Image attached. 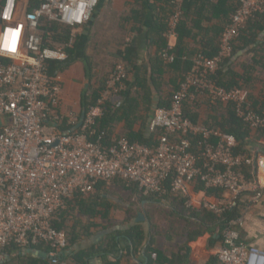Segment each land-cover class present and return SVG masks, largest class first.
Returning <instances> with one entry per match:
<instances>
[{
	"label": "built area",
	"instance_id": "1",
	"mask_svg": "<svg viewBox=\"0 0 264 264\" xmlns=\"http://www.w3.org/2000/svg\"><path fill=\"white\" fill-rule=\"evenodd\" d=\"M185 0H172L168 20V47L161 53L166 65L176 60L172 53ZM101 0H44L30 10V2L4 0L0 7V264L11 246L22 249L47 248L50 264L64 261L69 239L57 230L55 219L67 211L79 194L91 195L100 184L120 179L136 184L141 192L165 194L167 190L187 197V185L202 182L208 190L229 196L219 203L205 202L203 208L222 215L234 209L243 196L250 205L264 200L263 166L253 158L235 154L234 135L193 121L184 111L185 102L206 98L212 104H232L238 118L253 132L264 130V112L246 108L248 92L227 89L214 78L232 57L233 44L250 19L264 13V0H241L232 23L225 29L220 52L214 58L198 54L193 67L180 82L169 107H157L149 129L158 133L157 146L122 138L106 147L95 130L105 117L108 103H120L127 90L128 68L115 64L96 105L83 113H64L61 72L49 74L50 62L66 63L67 50L76 41L50 47L41 34L44 20L70 28L87 26ZM50 34V40H52ZM13 39L15 41L13 50ZM131 40H127L126 45ZM67 118L71 132L58 125ZM82 121L81 127L77 128ZM198 137L199 152L191 150ZM255 166L257 178L248 180L244 167ZM168 184V186H167ZM243 218L230 222L223 232L219 264H264V250L242 240ZM155 257V256H154Z\"/></svg>",
	"mask_w": 264,
	"mask_h": 264
},
{
	"label": "trees",
	"instance_id": "2",
	"mask_svg": "<svg viewBox=\"0 0 264 264\" xmlns=\"http://www.w3.org/2000/svg\"><path fill=\"white\" fill-rule=\"evenodd\" d=\"M134 1L138 7L131 9L124 20L125 23L132 22L135 30L141 33L140 27L136 26H141L146 9L143 3L144 0ZM150 1L153 3L150 4ZM240 1L185 0L182 7L183 16L177 28V43L172 51L176 60L173 64L166 65L161 58V53L168 47L165 33H167L168 20L173 11L172 0H147L146 7L153 15V22L147 30V42L148 45L156 48L157 54L151 58L149 66H142V69L134 79H130L128 76V79L125 80L127 90L122 93L120 103H108L105 106L106 115L98 122L95 130L100 136L104 137L106 147L112 146L122 138L129 142H140L149 146L158 145V133H148L146 131L148 128L146 122L149 120L150 112L157 107L170 106L173 94L179 89L180 82L193 67V58L196 55L203 54L212 59L219 54L223 33L232 23L233 17L239 9ZM3 2L4 0H1V4ZM43 2L44 0H30V10L32 11L36 7H40ZM40 31L46 39L45 43L52 48L66 44L71 38L76 41L74 48L67 50L69 55L68 62L48 63L49 74L55 75L69 66L75 58L77 49L83 41L84 28L78 27L73 29L59 22L44 20ZM50 34L53 38L49 42ZM189 41H193L199 47L188 46ZM240 53L244 55L235 61ZM116 57L119 60L116 64H121L128 68L129 73L130 71L138 72V50L135 45H125L123 50L117 53ZM114 66L110 70V73ZM260 67L264 69V13L257 14L254 18L250 19L246 29L233 44L232 57L222 64L214 78L219 85L227 89L240 87L246 90L248 92V104L246 108H254L256 111L264 112V99L253 97L250 92L253 83L256 81V73ZM110 73L105 79L100 81V86L97 89H93L90 86L88 90L84 91L81 104L83 112L96 105L106 87ZM167 73L171 75L169 82L165 81ZM86 76L91 84L96 78L94 67L89 57H86ZM168 88H172V90L167 91ZM156 95L158 98L157 104L155 102ZM210 105L213 113L209 114L205 124L209 128L219 129L224 133L234 135L237 139V146L234 150L235 154H243L257 161L259 150L264 154V130L253 132L249 129L247 124L236 116L235 108L232 104L224 105L219 103L217 105ZM197 108V101L188 100L185 102L184 111L195 122H198L199 118ZM67 121L65 117L63 122L57 127L63 133L73 130L68 127ZM141 122L142 128L137 131L135 127ZM120 126L123 127L122 133L119 131ZM191 150L195 153L199 152L198 137L191 138ZM242 171L250 181L257 178L255 166L244 167ZM114 183L127 190L128 188L129 190L139 189L136 184H131L129 187L120 179L114 180ZM198 189L205 191L209 197H220L223 192L214 189L208 190L202 182L198 183ZM97 191L107 192L106 184H100ZM143 198L169 203L170 216L184 220L186 225L185 228H180L178 225L170 223V225H166V227H169L167 234L170 235L174 231V235L179 236L182 240L186 239L187 243L198 240L206 233H212V226L218 227L222 235L232 220L241 217L244 207V203L240 200L234 209L218 215L206 209L201 211L195 210L191 206H188L186 196L174 194L169 190L163 195L149 194L147 196L143 195ZM109 216L110 204L107 199L96 197L95 195L79 194L69 204L68 210L55 219L53 226L59 231L66 232L70 249L72 245L80 241L82 234H89L90 228L95 226L93 222L95 219L101 217L103 221H107L109 220ZM133 217H130L128 213L125 222L118 225L129 224ZM148 218L150 228H160V233L163 234V229H166L163 225L167 224V222L155 224L150 217ZM84 220L90 222V224L84 226V231L81 232L79 231V226L83 224ZM72 222L74 225L71 227ZM128 226L126 230L115 231L108 239L114 241L117 237L123 236L133 244L135 252L145 247L150 264H171L175 255L170 257L157 246L155 240H151L146 245L147 235L143 222H132ZM35 249L43 253L49 252L47 248ZM95 250L93 248L75 255L67 253L64 261H67L68 264H88V260L94 256ZM19 251L20 249L17 246L9 247L6 250V254L14 257L6 264H50L48 259L40 257L21 258L18 256ZM181 255L183 254L176 256L181 257ZM211 264H219V261L215 259Z\"/></svg>",
	"mask_w": 264,
	"mask_h": 264
},
{
	"label": "crops",
	"instance_id": "3",
	"mask_svg": "<svg viewBox=\"0 0 264 264\" xmlns=\"http://www.w3.org/2000/svg\"><path fill=\"white\" fill-rule=\"evenodd\" d=\"M23 2H30V0H23ZM145 5V16L141 21L140 27L141 33L135 30L134 24L132 22L127 23L131 27V43L135 45L138 50V59H137V68L136 71H130L129 78L134 79L135 76L142 69L143 65L149 66L150 60L152 57L156 56V48L148 45L147 42V30L150 28L153 22V15L150 10L146 7L147 0L143 1ZM153 2L150 1V4ZM138 6L135 4L134 0H101V3L94 13L92 21L84 28L83 41L77 49V54L73 61L67 66L63 71H61L63 82V106L62 111L66 113H83L82 110V95L85 90H88L93 84L90 83L89 79L86 76V57L91 56L90 50L92 48V33H95V27L100 22L101 18H108V16H114L112 18H119L126 11L127 15L131 9H135ZM106 18V19H107ZM93 29V31H92ZM177 40L172 41V44L175 46ZM190 47H199L198 44H195L193 41L188 42ZM111 54H108L110 56ZM151 55V56H150ZM243 53L238 55L235 61H237ZM116 63H113V66ZM110 69V68H109ZM109 69H104L102 71L98 70L99 76L102 74L110 73ZM97 70V69H96ZM95 72V69H94ZM102 72V73H100ZM96 77V76H95ZM171 78L170 73L165 75V81L169 82ZM91 84V85H90ZM157 94V93H156ZM198 102L197 111L199 113L198 122L206 123L210 113H213L210 103L206 98H199L196 100ZM155 102L157 104L158 98L155 97ZM154 109L150 112L149 120L146 122L147 132L152 133L149 129L150 122L154 115ZM142 128V122L137 124L135 129L138 131ZM120 133L123 132V127L119 128ZM119 133V134H120ZM258 161L263 166V171L261 178L264 181V154L259 150L258 152ZM117 186L119 192H110L111 187ZM107 192H95L96 197H103L109 201L110 204V216L109 220L103 221L101 217L95 219L93 222L95 226L90 228L89 234H82V238L76 244L72 245L68 251L69 255H75L82 251H88L95 248V254L88 260V264H107V263H116V264H150L149 258L146 255L145 247L139 249V251H134L133 244L125 237H117L114 241L108 239L115 231L117 230H126L129 224L136 222V216L138 213H141L144 216L143 225L146 229V245L149 244L151 240H155L157 246L166 252L170 257L174 256L171 264H211L215 259L218 260V253L222 245V235L220 229L216 226H212V233H206L204 236L200 237L198 240L187 243L186 239L182 240L179 236L172 233L167 234L169 227H166L164 233H160V228H150L149 218L155 224L162 222H167V226L170 223L175 224L180 228H185L186 222L182 219L171 217L169 214V203L158 202L153 199H145L144 196H147L139 189L132 190L128 188L123 189L120 185L116 183H111L107 185ZM130 187V186H129ZM188 191V200L192 208L197 211L203 210V205L205 202L210 203H219L221 200L228 198V194L222 192L220 197L208 196L205 191L198 189V183L192 182L187 185ZM89 197V196H88ZM244 207L242 210L241 218L244 220L243 227H240L239 231L242 237V240L249 244L260 249L264 250V200L257 205H250V197L245 196L242 200ZM129 213L130 217H133L129 224H124L119 226L118 224L124 223L127 214ZM90 224V222L84 220L83 224L80 225L79 231L83 232V227ZM74 223H71V227ZM172 227V226H170ZM184 248V249H183ZM183 253H182V252ZM181 255L177 257L176 255ZM6 261L9 263L14 257H10L9 254H6ZM18 256L21 258H44L37 254L26 253L22 250L19 251ZM45 259V258H44Z\"/></svg>",
	"mask_w": 264,
	"mask_h": 264
},
{
	"label": "rangeland",
	"instance_id": "4",
	"mask_svg": "<svg viewBox=\"0 0 264 264\" xmlns=\"http://www.w3.org/2000/svg\"><path fill=\"white\" fill-rule=\"evenodd\" d=\"M126 16L127 11L119 18H112L114 16L110 15L108 18L106 17L107 19L101 18L100 22L94 29L95 33H92V48L94 47V49L89 52L91 53L90 59L96 74V78L91 85L93 89H97L100 86V81L107 77L105 76L107 74L99 76L97 71H102L106 68H110L109 70H111L113 63L119 62L116 57L117 53L121 52L126 45L127 40H130L132 32L130 25L125 23L124 19ZM108 54L111 55L108 56ZM171 90L172 88L167 89V91ZM250 92L253 97L264 99V69L262 67H260L256 73V81L253 83ZM109 191L119 192V189L117 186H112ZM166 225L167 224H164L163 226L166 227ZM163 231H165V228ZM177 233L180 234L179 231H177Z\"/></svg>",
	"mask_w": 264,
	"mask_h": 264
},
{
	"label": "water",
	"instance_id": "5",
	"mask_svg": "<svg viewBox=\"0 0 264 264\" xmlns=\"http://www.w3.org/2000/svg\"><path fill=\"white\" fill-rule=\"evenodd\" d=\"M1 0H0V7H1ZM2 24V21H1V18H0V25ZM85 116V113L83 112V115H82V120ZM81 124H82V121L78 124L77 128L81 127ZM0 126H1V121H0ZM136 222H139V221H143L144 220V216L141 214V213H138L137 216H136ZM23 252H26V253H32V254H37V255H40L42 257H44L45 259H48V255L46 253H43L42 251L38 250V249H22Z\"/></svg>",
	"mask_w": 264,
	"mask_h": 264
},
{
	"label": "snow or ice",
	"instance_id": "6",
	"mask_svg": "<svg viewBox=\"0 0 264 264\" xmlns=\"http://www.w3.org/2000/svg\"><path fill=\"white\" fill-rule=\"evenodd\" d=\"M14 45H15V41L13 42V50H15Z\"/></svg>",
	"mask_w": 264,
	"mask_h": 264
},
{
	"label": "clouds",
	"instance_id": "7",
	"mask_svg": "<svg viewBox=\"0 0 264 264\" xmlns=\"http://www.w3.org/2000/svg\"><path fill=\"white\" fill-rule=\"evenodd\" d=\"M13 42H14V39H13Z\"/></svg>",
	"mask_w": 264,
	"mask_h": 264
}]
</instances>
